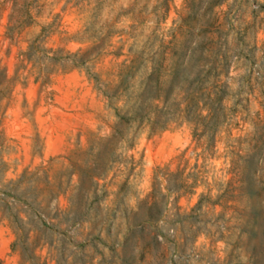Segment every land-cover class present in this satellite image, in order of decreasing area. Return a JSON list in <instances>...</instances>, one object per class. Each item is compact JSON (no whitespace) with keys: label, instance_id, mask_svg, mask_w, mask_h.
Segmentation results:
<instances>
[{"label":"rangeland","instance_id":"374dc122","mask_svg":"<svg viewBox=\"0 0 264 264\" xmlns=\"http://www.w3.org/2000/svg\"><path fill=\"white\" fill-rule=\"evenodd\" d=\"M6 27L11 37L4 35ZM38 33L42 46L59 55L86 50L100 79L112 78L133 52L138 62L174 41L211 47L213 54L203 52L197 62L223 70L209 76L221 81L225 117L203 162L196 160L203 163L208 194L218 195L213 204L201 198L191 208L207 193L202 183L190 192L177 189L179 168L185 161L190 166L202 145L187 122H172L138 134L128 151L133 161L112 165L98 179L103 191L65 231L63 223L52 234L39 227L35 252L47 255V240L49 254L61 264H264V0H0V66L8 75L18 63L17 50ZM71 66L58 60L45 83L34 81L30 71L13 80L3 112L0 100V264H27L21 246L29 245L22 234L17 249L10 248L14 235L2 196L12 197L2 187L24 168L47 163L54 173L65 163L63 155H72L91 132L106 131L113 120L93 79ZM140 75L135 71L134 83ZM245 162V176L257 186L255 199L234 189L232 174ZM253 201L261 204L260 216L250 207ZM64 202L59 196L58 206ZM150 202L161 211L155 221L145 216Z\"/></svg>","mask_w":264,"mask_h":264},{"label":"trees","instance_id":"16d2710c","mask_svg":"<svg viewBox=\"0 0 264 264\" xmlns=\"http://www.w3.org/2000/svg\"><path fill=\"white\" fill-rule=\"evenodd\" d=\"M4 35H12L7 27ZM39 35L36 34L23 48L17 50L18 63L12 75L7 74L3 64L0 66L2 112L7 106L6 99L13 80L33 71L35 74L32 79L45 83L51 65L65 59L72 63V68L82 67L86 75L93 79L113 114V120L106 125V131L100 132L97 129L91 132L84 144L75 146L72 155L62 156L65 163L54 173L48 171L47 163L32 169L24 168L16 178L9 179V187H2V191L12 197V200H8L2 196V212L14 235L10 248L18 247V241L23 234L29 242V245L24 242L21 246L25 253L22 258L27 264H49L50 261L61 264L49 254L47 240L43 242L47 255L41 257L35 252L38 245L34 244L38 238L35 232L40 227L46 233H55L59 230L57 225L60 223L64 224L61 230L65 231L69 222L77 219L103 191L98 179L103 178L112 165L133 161V156L128 151L132 149L141 132L148 135L172 122H187L191 126L195 143L202 147L198 152H193L195 161L190 166L185 161L179 168L177 189L181 193L190 192L198 183L205 185L206 190L209 189V182L202 176L203 163L197 164L196 160L200 157L203 162V153L210 151L215 142L216 131L224 121L225 98L221 81L209 76L212 72L216 75L224 72L213 62H197L203 52L205 56L213 54L211 47L200 44L182 45L174 41L170 45L158 46L145 61L137 62L133 55L138 52H133L132 56L116 65L112 78L100 79L87 63L93 56L84 55L86 50L65 51L63 55H59L58 49L42 46L43 40ZM185 50L188 51L189 58L187 62H182L179 57ZM137 70H140L141 75L134 83ZM248 158L247 156L246 161ZM51 161L53 157L48 159V163ZM1 163L3 172L4 160ZM245 165L246 162L238 166L232 174L235 177L233 183H236L234 189L241 188L255 199L258 196L255 179L245 176ZM29 181L31 183L28 184ZM226 182H231V179ZM2 186L5 185L2 183ZM206 192L200 193L191 208L198 206L201 198H206L208 204L214 203L210 199L218 195L208 194L209 190ZM59 196L65 201L63 206L57 204ZM250 204L256 215L260 216L259 201ZM48 208L54 210L53 214L46 211ZM30 211L38 215V224L30 219ZM145 216L147 220L155 221L161 216V211L150 202L145 206ZM50 217L54 221L48 220ZM65 237L70 236L66 234Z\"/></svg>","mask_w":264,"mask_h":264}]
</instances>
